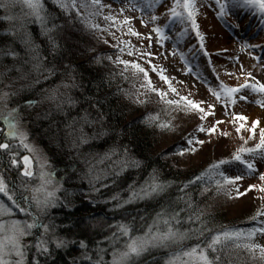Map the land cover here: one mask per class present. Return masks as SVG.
<instances>
[{
  "label": "snow or ice",
  "instance_id": "obj_1",
  "mask_svg": "<svg viewBox=\"0 0 264 264\" xmlns=\"http://www.w3.org/2000/svg\"><path fill=\"white\" fill-rule=\"evenodd\" d=\"M52 2L61 15L68 18L74 15L85 29L98 37V42L105 45L109 43L108 40L99 34L104 33L116 39L115 33L111 31L112 28L127 36L141 38V33L132 26L135 17L125 14L128 11L142 10L137 6V0H127L126 5L119 12L113 11L111 0H103V2L102 0H52ZM121 2L123 3V0ZM244 2L264 12V0H244ZM166 3L167 0H143V7L155 10L157 5H166ZM216 3L220 8L219 15L222 17L224 5L220 3V0H216ZM0 9L4 11V15H0V22L8 24L6 34L12 38V43L0 46V69H2L0 70V85H2L0 87V119L7 128L0 142V159L7 157L5 167L9 171L15 170L19 180V191L10 189L6 177L0 174V194L11 202V206L0 203V264H26L28 255L33 250L34 256H48L51 254L52 247L67 250L72 246L78 247L79 255L74 256L70 264H141L146 254L159 250L167 252L163 264H224L222 254L228 256V264H264V206L251 217L253 221L260 220L261 227L251 228L247 232L227 228L215 230L208 227L202 219V214L195 209L193 197L187 191L197 181L203 182L207 178L208 182L214 185L217 194L223 192L225 195H230L229 189L234 190L238 197L244 196L246 191L250 192L253 189L264 193V172L259 173V180L262 182L260 185L251 184L245 191H241L236 185L244 179L243 173L231 177L222 170V166L236 161L243 165L249 174H253L257 171L256 161L264 162V126H261L264 121L252 120L250 126L246 127L248 117L244 115L231 116V122H239L235 132L238 135L242 131L247 133L246 136H239L241 141L239 147L234 150L230 159H220L212 163L200 175H197L195 180L185 183L180 189L184 195L162 204L153 215L137 214L132 215L130 219L108 223L106 231L110 234L104 238L107 247L102 246L104 241H98L94 247L89 248L85 239L69 238L71 229L59 228L51 217V210L67 208L71 204L75 194L65 185L72 179L73 174L80 181L86 182L92 193L99 194L101 189L115 185L130 169L142 170L144 164L142 160L133 156L126 146L123 149L118 146L109 147L103 153L81 151L84 145L103 140L110 136V132L106 128V117L99 110L95 115L89 109H82L77 115H71L72 110L80 104L79 98L73 95V90L79 89L80 85L76 84L75 77L71 75L67 65H64L61 70L62 66L59 63L48 61L40 44L32 39L28 25L36 23L40 26L41 35L47 41V54L55 60L61 52L58 38L61 37L64 26L56 22V18L46 8L45 0H0ZM167 14L184 25L177 33V42L188 35V25H190L199 43L196 51L208 56L205 50V37L201 34L196 19V0H173L171 7L167 8ZM97 18H102L107 26L101 27ZM158 19V16L150 15L148 23L153 25L150 31L155 34V43L163 46L161 42L169 37L164 34L162 27L157 26ZM139 23L142 27L146 26L144 19H140ZM142 38L148 41L147 46L150 48L153 37L147 35ZM15 43L20 44L23 54L16 50ZM112 47L119 48L121 54L127 51L130 57L153 56L152 52L137 49L125 40L118 39ZM246 47L256 46L242 45L240 51L243 52ZM172 55H176L175 50ZM249 55H251L250 52ZM180 57L184 60L183 53H180ZM5 59H8L9 63L5 64ZM233 59L235 60V57ZM253 59L259 61L261 58L253 57ZM95 60L101 65L107 61L116 68L123 66L121 71L110 75V80L115 79L117 75L128 80L129 77L125 73L129 70L133 76L143 74L144 84L141 87H145L148 92L154 91L166 106L194 110L199 114L201 121L215 114L214 104H207L204 107L202 102H196L185 96H180L178 100L168 99L166 92L153 88L148 72L138 62L121 59L120 55H116L115 58L96 56ZM146 63L150 65L153 72H157L160 81L168 86V90L176 93L177 90L172 87L169 78L163 74V70L151 64L150 60H146ZM211 63L209 59V66ZM252 68L264 73V63L253 64ZM212 71L215 72L216 69L213 67ZM239 71L243 75V83L230 87L221 82L217 88L209 87L208 91L217 102L223 100L225 109L237 103V96L240 101H246L247 93L258 94L260 98L255 102L264 108V82H261L264 76L257 79L251 71H245L243 67ZM13 72L17 75L12 76ZM228 75L231 76L233 73ZM33 76L35 79H31ZM57 76H66L67 79L43 89L40 100L27 99L23 105L8 107L12 97L25 90L34 89L36 85L46 81L51 82ZM5 80L9 82L5 84ZM17 81L27 83L20 88H15ZM124 94L131 99V94L127 92ZM133 102L146 103L145 100L140 99ZM43 103H49L52 107L42 113L40 118L51 119L55 114L66 118L63 128L59 127L57 122L56 143L59 146L62 139L70 145V150L75 151L76 155L73 159L82 165L79 171L75 165H72L65 176L58 177L50 158L40 148L29 142L30 134L23 126L20 109H32ZM91 107L94 106L90 105ZM142 119L149 127L159 128L162 131L171 128V124L160 121L159 115L149 113ZM222 123L224 121L216 120L212 127L205 128L201 125L197 131L211 135L216 133V126ZM220 135L227 136L228 133L221 132ZM194 144L203 145L204 141L188 138L187 146L180 148L175 155L184 156L195 152ZM20 149L28 153L22 156V170L18 167ZM245 156L251 159H246ZM109 180L111 184L106 183ZM172 187L173 182L164 179L160 169L152 168L142 181H133L128 184L123 190L127 193L126 196H123L121 192H115L103 203H112L111 210L116 212L140 202L159 201ZM208 191L209 188L204 187L200 194L204 195ZM261 199L264 200V196ZM181 203L183 207L179 206ZM13 208L18 209L25 218H13ZM193 224L198 227H187ZM61 231L67 234L62 235ZM33 236H35L34 240L27 239ZM193 240L196 243L186 246V242ZM106 254L110 255L111 259L106 260ZM243 254H246V257ZM153 261L154 264H159L155 257ZM33 264H40V262L33 258Z\"/></svg>",
  "mask_w": 264,
  "mask_h": 264
},
{
  "label": "trees",
  "instance_id": "obj_2",
  "mask_svg": "<svg viewBox=\"0 0 264 264\" xmlns=\"http://www.w3.org/2000/svg\"><path fill=\"white\" fill-rule=\"evenodd\" d=\"M45 6L51 15L56 18V22L64 26L61 37L58 38L61 45V52L55 60H53L51 55L47 54V41L41 35L40 26L32 23L28 25V29L32 39L40 44L42 52L47 56V60L52 63H59L62 66L61 70H63L64 65H67L71 70V75L75 77L76 84L80 85L79 89L73 90V95L79 98L80 104L76 109L72 110L71 115H77L82 109H89L95 115L97 110H99L106 117V128L110 132V136L105 137L103 140H96L91 144L84 145L81 151L103 153L109 147L118 146L123 149L126 146L130 153L142 160L144 164L142 170L130 169L115 185L111 188L101 189L99 194L92 193L87 183L80 181L73 174L72 179L65 185L75 194L71 204L67 208L61 207L51 210V217L59 228L71 229L69 238L85 239L89 248L94 247L98 241H104L102 246L107 247V242L104 238L110 234L105 229L108 223H115L121 219H130L132 215L137 214L145 216L153 215L155 211L160 209L162 204L167 203L169 200L174 201L184 195L180 189L189 180H195L196 176L205 170V167H203L204 164H190L182 167L174 165L164 159V153H161L159 149L161 145L159 143L161 134H167L169 130L162 131L159 128L146 126L143 122L142 118L151 110V107L148 104H145L146 106L143 104L142 107L138 103L133 102L132 95L136 85L132 83L134 76L131 70L125 73L129 77L128 80H124L118 75L115 79L110 80V75L113 72L118 73L121 71L123 66L121 65L119 68H116L107 61H104L103 65L93 62V58L91 57L111 56L112 52L115 54L119 51L116 49H108L107 53L104 52L107 49L105 46L112 43L110 41L111 36L101 33L99 35L107 39L109 43L105 45L102 42H98V37L85 29L78 19H74V16L68 18L61 15L52 0H45ZM0 15H4L2 9H0ZM102 26L104 27L103 21H101ZM7 28V23L0 22V46L12 43V38L6 34ZM114 29L112 28L111 31L116 34L117 31ZM93 40L94 42L97 40L98 43L96 45L99 48L93 47ZM14 47L23 54V49L19 43H15ZM4 63H9L8 59H5ZM11 75L15 76L17 74L13 72ZM138 76L140 75L138 74ZM59 77L61 76L54 77L51 82L46 81L41 85H36L34 89L21 92L19 95L13 97L16 98L14 101L24 104L27 99H40L42 90L56 82ZM31 79H35V77L33 76ZM26 83L25 81H17L14 87L20 88ZM125 92L131 94V99L126 97ZM90 105L94 107L90 108ZM48 109H38L34 116L30 118L29 126L32 129L29 130V134L38 133V140L46 148L53 167H57L55 168L56 173L62 169V172H60L62 174L59 173V177L65 176L70 171V166L72 165H75L79 171L82 165L73 159L76 155L75 151L70 150V145L62 139L60 140L59 146L56 143L57 122H59V127L63 128L66 118L59 114H55L51 119L40 118L41 114ZM137 112H143L145 115L139 116ZM159 117L161 122L169 123L165 117L161 115ZM34 125H36V130H33ZM152 168L160 169L163 178L173 182V187L163 199L129 205L125 209L116 212L111 210L113 207L112 203H103V201L108 200L115 192H121L123 196H126L127 193L123 190L127 188L128 184L133 181H142ZM240 168L238 167V169ZM10 174L15 176L17 173L11 171ZM106 183L111 184V180L106 181ZM204 187H208L209 191L201 195L200 193ZM187 191L193 197L195 209L202 214V219L208 227L215 230L227 228L247 232L253 225L255 226L254 223L256 221H253L251 217L260 209L259 203L250 206L246 211H240L238 214L234 213V215H230L224 209L220 208L218 204H211L212 199L217 200L227 195L223 192L217 194L214 185L209 183L207 178L203 182L197 181ZM179 206L183 207L184 205L181 203ZM90 219L92 221L94 220L97 227L91 226L88 223ZM102 220L106 223L102 224ZM187 227H198V225H187ZM61 234L66 235L67 233L61 231ZM194 243H196L194 240L188 241L186 242V246H191ZM166 253L165 250H159L146 254L142 258L141 264H144L148 259L150 260L147 264H154L153 257L159 262L160 256L164 255L161 257L163 260ZM77 255H79V249L76 246H72L67 250H58L52 247L51 254L48 256H34L33 250V252L29 253L26 264H33V258L39 261L40 264H70L72 258ZM243 255L246 257V254ZM107 256L106 254L105 259ZM222 259L224 264H228V256L222 254Z\"/></svg>",
  "mask_w": 264,
  "mask_h": 264
},
{
  "label": "rangeland",
  "instance_id": "obj_3",
  "mask_svg": "<svg viewBox=\"0 0 264 264\" xmlns=\"http://www.w3.org/2000/svg\"><path fill=\"white\" fill-rule=\"evenodd\" d=\"M243 2L244 0H235V2L234 0H225L224 2V13L226 14L227 18L234 23V27L231 29V32L228 35L227 33H224V29H228L224 27L227 25V22L223 19V16L221 17L219 15L220 8L217 5L216 0H196L197 23L199 25L201 34L205 37V46L211 53L212 66L216 69L215 72L212 71V66L208 67L206 65L205 60L201 57L200 52L196 51L197 40L195 33L191 31L190 25H188V35L182 39H179L177 42V33L182 30L184 25H181L174 18H170L167 14V8L171 7L173 0H167L166 5H157L155 10L143 7V0H137V6L141 7L142 10L138 12L128 11L125 12V14L135 17L132 26L135 30L141 33V38L127 36L124 33L114 29L117 31L115 34L116 39L111 36L110 41H112V43L108 46H105L107 49L104 52L106 53L108 52V49L119 50V48L112 47V45L116 44L117 40L119 39L128 41L129 44L137 49L152 52L153 56L148 58H140L138 55L130 57L127 55V51H125L123 54L118 51L115 54L120 55L121 59H126L130 62H138L142 67H145V70L149 74V80L152 83L153 88L166 92L168 99L178 100L180 96H185L196 102H202V106L204 107H206L207 104L215 105L214 116H209L201 121L199 119V114L194 110H182L180 108H176L175 106L169 107L164 105L154 91L148 92L145 87H141V85L144 84L143 74H139L140 76H134L132 83L136 85V87L135 91H133L132 99L146 101L145 104H148L151 107V110H149L146 115L149 113L154 115L159 114L162 117L168 119L169 123H171V128L167 134H161V140L159 143L161 146L159 149L161 150V153H164L163 158L174 165L185 167L190 164H204L203 167L206 169L212 163L218 162L220 159H230L231 154L237 147H239L241 143L239 136L247 135V133L243 131L239 135L235 132V127L239 122H231V116L244 115L248 117V121L245 125L246 127L250 126L252 120L262 121L264 119V108L255 102L260 98L258 94L247 93L248 98L246 101H240L237 96V103L235 105L228 106L227 109H225L223 100L217 102L216 98L208 91L209 87L217 88L221 82L230 87H234L239 83H243V75L239 71L241 67H243L245 71H251L257 79H261V77L264 76V73H261L259 69L252 68L253 64L264 63V45L262 44L261 46L260 44L264 39V31L262 28H260L258 32L255 31L256 28L260 27L257 24L260 20L259 15H262L263 18L264 12H260L257 7L251 4L252 14L249 15L247 10L246 13H241L240 10V12H235L236 10L234 7H239L238 5H242ZM111 3L113 11L119 12V10L126 5L127 0H123V3L121 0H111ZM231 5H234V7ZM150 15H156L159 17L158 21L156 22L157 26L162 27L164 29V34L169 37V39L161 42L163 46L155 43V34L151 33L150 31L153 25L148 23V17ZM252 16L254 18H252ZM140 19L145 20L146 26L142 27L140 25ZM101 21L102 18H97L98 23L101 24ZM106 26L107 25L104 24V27ZM124 32L126 33V29ZM232 32H234V38L231 37L233 34ZM147 35H151L153 37L152 46L150 48L147 46L148 41L142 38L143 36ZM96 43H98L97 40L93 43V47L99 48ZM248 43L256 47H246L244 51L241 52V46L249 45ZM174 50L176 55H172ZM249 52L251 55H249ZM180 53H183L184 60H181ZM115 54L112 52L111 56L115 58ZM233 57H235V60ZM253 57H258L261 59L258 61L253 59ZM91 58H93V62L96 63L95 57ZM146 60H150L151 64H154L158 69L163 70V74L169 78V82L171 83L172 87L177 90L176 93H172L168 90V86L164 84L163 81H160L159 75L157 72L152 71L150 65L146 63ZM185 61L187 63H185ZM228 73H233V75L230 76ZM237 77H239V79H237ZM65 79H67L66 76H61L49 87L54 86L55 84L60 83L61 80ZM7 81L8 80H5V84L9 82ZM261 82H264V79H262ZM0 87H2V85H0ZM5 90L9 91L11 89ZM14 100H16V98L12 97L10 99L8 107L11 108L16 107L17 105H23L22 103L16 102ZM145 104L144 106H146ZM139 105L142 106L143 104ZM50 107H52L51 104L43 103L38 104L32 109L21 108L20 114L23 117L24 128L29 132V130L32 129L31 126H29V120L32 116H34L35 112L38 109L41 110ZM225 111H227V115H225ZM139 112H137L139 116L145 115V113ZM216 120L224 121V123L216 126V133L209 135L207 133H200L197 131L201 125H203L205 128L212 127ZM34 126L33 130H36V125ZM261 126H264V124ZM5 131H7V128L4 125L3 120L0 119V142H2V134ZM221 132H226L228 135L221 136ZM256 135L258 139V131ZM188 138L203 140L204 144H194L193 147L196 149L195 152H190L184 156L175 155V153L180 148L187 146L186 140ZM29 142L40 148L42 152L49 157L46 148L38 140L37 132L30 134ZM249 143L251 144L252 142ZM24 154L28 153H26L23 149H20L18 154L19 163H21V157ZM245 158L251 159L247 156H245ZM6 164L7 157L0 159V174H3L6 177V181L10 189H16L19 191V180L17 178V174L15 176L10 174L11 171L5 167ZM256 164L257 171L253 174H249L243 165L234 161L229 165L222 166V170L231 177L243 173L244 179L239 181L236 187L241 191H245L248 188V185H260L262 183L259 180V173L264 172V162L257 160ZM238 167L241 168L238 169ZM60 172H62V169L57 171L58 177L60 174H62ZM229 193L230 195H227L226 197L219 198L217 200L212 199L211 204H218L220 208L224 209V211L230 215H234V213L238 214L240 211H246L250 208V206L256 205L258 203L260 208L264 206V200L261 199V197L264 196V193H260L255 189L250 192L246 191V194L242 197H238L236 192L232 189H229ZM0 203H5L8 206H11V202L8 201L7 198L2 194H0ZM13 218L24 219L25 217L19 212L18 209L13 208ZM88 223L91 224V226H96L94 220L92 221L90 219ZM101 223L105 224L106 222L102 220ZM254 224L255 226L253 225L252 228H258L262 226L260 220L256 221ZM31 238L33 240L35 239L34 236L27 239L31 241ZM162 256H160L159 264H163V260L161 258ZM109 259H111L110 255L107 256L106 260ZM149 260L150 259L146 260L144 264H147Z\"/></svg>",
  "mask_w": 264,
  "mask_h": 264
},
{
  "label": "flooded vegetation",
  "instance_id": "obj_4",
  "mask_svg": "<svg viewBox=\"0 0 264 264\" xmlns=\"http://www.w3.org/2000/svg\"><path fill=\"white\" fill-rule=\"evenodd\" d=\"M18 167H19L20 170H22V168H23L22 165H21V163H19ZM13 172H16V171L13 170Z\"/></svg>",
  "mask_w": 264,
  "mask_h": 264
},
{
  "label": "water",
  "instance_id": "obj_5",
  "mask_svg": "<svg viewBox=\"0 0 264 264\" xmlns=\"http://www.w3.org/2000/svg\"><path fill=\"white\" fill-rule=\"evenodd\" d=\"M25 155V154H24ZM21 163H22V157H21ZM23 165V164H22Z\"/></svg>",
  "mask_w": 264,
  "mask_h": 264
},
{
  "label": "bare ground",
  "instance_id": "obj_6",
  "mask_svg": "<svg viewBox=\"0 0 264 264\" xmlns=\"http://www.w3.org/2000/svg\"><path fill=\"white\" fill-rule=\"evenodd\" d=\"M262 121H264V119Z\"/></svg>",
  "mask_w": 264,
  "mask_h": 264
}]
</instances>
